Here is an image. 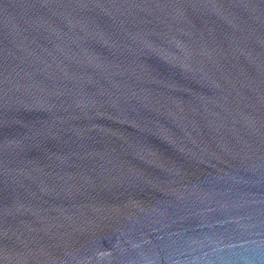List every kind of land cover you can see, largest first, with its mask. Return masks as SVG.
Returning <instances> with one entry per match:
<instances>
[{
    "label": "water",
    "instance_id": "obj_1",
    "mask_svg": "<svg viewBox=\"0 0 264 264\" xmlns=\"http://www.w3.org/2000/svg\"><path fill=\"white\" fill-rule=\"evenodd\" d=\"M0 264H264V0H0Z\"/></svg>",
    "mask_w": 264,
    "mask_h": 264
}]
</instances>
